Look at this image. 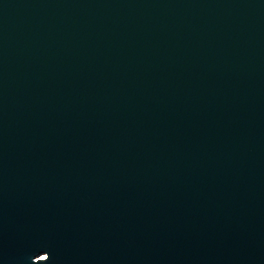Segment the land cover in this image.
<instances>
[{
    "label": "water",
    "instance_id": "water-1",
    "mask_svg": "<svg viewBox=\"0 0 264 264\" xmlns=\"http://www.w3.org/2000/svg\"><path fill=\"white\" fill-rule=\"evenodd\" d=\"M0 264H264V0H0Z\"/></svg>",
    "mask_w": 264,
    "mask_h": 264
},
{
    "label": "snow or ice",
    "instance_id": "snow-or-ice-1",
    "mask_svg": "<svg viewBox=\"0 0 264 264\" xmlns=\"http://www.w3.org/2000/svg\"><path fill=\"white\" fill-rule=\"evenodd\" d=\"M48 259V257H42V260H47Z\"/></svg>",
    "mask_w": 264,
    "mask_h": 264
},
{
    "label": "bare ground",
    "instance_id": "bare-ground-1",
    "mask_svg": "<svg viewBox=\"0 0 264 264\" xmlns=\"http://www.w3.org/2000/svg\"><path fill=\"white\" fill-rule=\"evenodd\" d=\"M40 257H44V254H40Z\"/></svg>",
    "mask_w": 264,
    "mask_h": 264
}]
</instances>
